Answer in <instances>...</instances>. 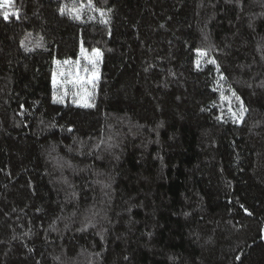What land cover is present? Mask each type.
Returning a JSON list of instances; mask_svg holds the SVG:
<instances>
[{"label": "trees", "instance_id": "16d2710c", "mask_svg": "<svg viewBox=\"0 0 264 264\" xmlns=\"http://www.w3.org/2000/svg\"><path fill=\"white\" fill-rule=\"evenodd\" d=\"M0 264H264V0L0 2Z\"/></svg>", "mask_w": 264, "mask_h": 264}, {"label": "rangeland", "instance_id": "374dc122", "mask_svg": "<svg viewBox=\"0 0 264 264\" xmlns=\"http://www.w3.org/2000/svg\"><path fill=\"white\" fill-rule=\"evenodd\" d=\"M12 0H0L6 6L11 4ZM86 56L92 58V54ZM83 62H70L57 64L56 70L54 72L56 78V95L58 97H69L74 99L77 104H88L90 102L91 92L93 90V83L98 79V62L93 66L85 60L84 56ZM87 69V71H85ZM93 73L96 74V79L93 80ZM77 74L82 81H87L82 84H73L77 77ZM53 75V76H54ZM53 84V78H52ZM61 99V98H59Z\"/></svg>", "mask_w": 264, "mask_h": 264}, {"label": "snow or ice", "instance_id": "6c2138e0", "mask_svg": "<svg viewBox=\"0 0 264 264\" xmlns=\"http://www.w3.org/2000/svg\"><path fill=\"white\" fill-rule=\"evenodd\" d=\"M7 2V0H6ZM89 3H91V0H89ZM75 11V15H76V18L79 19L80 18V15H79V10H74ZM9 13H4V18L5 19H8L9 18ZM11 15H16V13H12ZM199 51V50H198ZM205 53H201V55H204ZM81 55L84 56L85 60L88 61V63L92 64L93 66L98 62V59H99V56H100V52L99 50H93V53H92V58L88 57L85 55V50L82 48L81 49ZM211 63L215 64V60H212L210 61ZM65 63H68L67 61H65ZM78 63V62H77ZM85 71H87V69H85ZM96 79V74L93 73V80ZM87 81H82L81 78L79 77V75L77 74V77L74 81H72L73 84H82V83H85ZM56 78H55V75L53 76V86L55 87L56 86ZM233 95H235V93H233ZM237 99H239L237 97ZM85 106H92L90 104H87ZM247 111V109L243 108V106H241V109L238 113H232L233 117L236 118L237 120H240V119H243V115L244 113Z\"/></svg>", "mask_w": 264, "mask_h": 264}]
</instances>
